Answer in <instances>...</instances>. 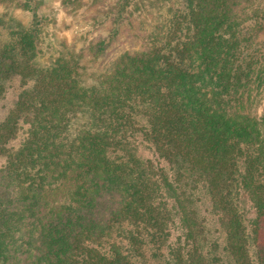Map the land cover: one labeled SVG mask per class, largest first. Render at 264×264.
Instances as JSON below:
<instances>
[{"label": "trees", "instance_id": "1", "mask_svg": "<svg viewBox=\"0 0 264 264\" xmlns=\"http://www.w3.org/2000/svg\"><path fill=\"white\" fill-rule=\"evenodd\" d=\"M147 5L143 51L91 85L37 65V14L0 45V93L30 84L0 124V264H264V0H118L113 25Z\"/></svg>", "mask_w": 264, "mask_h": 264}, {"label": "rangeland", "instance_id": "2", "mask_svg": "<svg viewBox=\"0 0 264 264\" xmlns=\"http://www.w3.org/2000/svg\"><path fill=\"white\" fill-rule=\"evenodd\" d=\"M19 0L17 4H0V45L13 41L20 30L27 29L32 24L33 15L41 20L38 66L47 67L58 58L77 62L79 73L85 85H91L96 78L104 73L122 53L143 51L141 39L144 33L150 32L147 20L162 14L159 8L149 5L141 9H132L134 18L128 27L112 23L113 12L118 0ZM133 18V19H134ZM148 31H145V30ZM96 53V54H95ZM29 83H24L19 77L12 76L4 83L0 93V124L13 110L18 94ZM256 115L261 116L264 110V94L254 102ZM20 137L9 146L17 147ZM142 155L152 158V152L143 150ZM4 159H0V167ZM241 208L245 220L253 217V208L245 195L240 197ZM198 207L202 215L212 222L208 197L202 193ZM216 237L217 234H212Z\"/></svg>", "mask_w": 264, "mask_h": 264}]
</instances>
